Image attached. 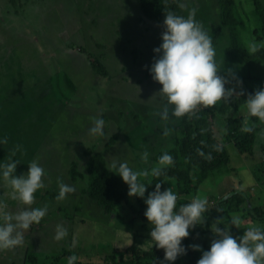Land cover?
<instances>
[{
	"label": "rangeland",
	"instance_id": "rangeland-1",
	"mask_svg": "<svg viewBox=\"0 0 264 264\" xmlns=\"http://www.w3.org/2000/svg\"><path fill=\"white\" fill-rule=\"evenodd\" d=\"M254 1L236 0V10L244 25L241 31V41L247 52L251 50L249 45L252 42L261 43L256 36L262 35L263 31L260 24H262L264 15L262 17L258 14ZM258 1L264 7V0ZM181 3L185 5L184 16H187L192 8L196 9V19L212 37L217 61L221 64L218 74L232 78L229 74V70H231L238 80L240 77H244L243 75L250 74L252 78H247L255 80L249 83L258 82L259 88L262 84L264 86V79H262L264 78V64L250 62L246 67L244 56L239 57L236 55L237 53L227 54L225 46L229 41L226 30H223L221 35L216 38L213 36L215 29L220 24L215 0H181ZM140 13L138 0H0V65L2 68L5 67L6 82L7 78L10 82L5 84V91L2 90L3 93H0V118L2 120L0 122V138L6 137L8 140L7 144L0 146V157L7 158L12 154L10 150L19 145L14 159L25 162V165L19 166L21 162L17 164L16 175L27 171L28 160L25 158L30 159V154L32 160L39 158L40 164L47 171V175L44 177L46 187L35 193L36 199L33 207L47 205L49 211L39 224H34L27 230L30 234L24 238V250L28 246L26 251H30L31 258L35 255L48 259L62 249H69L78 257L77 260L81 264H95L104 255V249L116 245L117 241L112 240V237L110 239L107 233V231L112 233L114 228H117L116 224L121 227L124 222L132 220L131 227L135 228L136 232L143 234L151 230L147 220L143 222L146 230L144 231V228L140 227V220L130 214L126 203L119 205L111 214L103 215L97 204L81 192L78 183L69 184L66 180L62 181L72 185L75 191L68 193L65 199L57 200L61 182H56L54 179L57 171L55 168L60 167V161L75 163L72 158H69L71 154H77V156H81V159H86L89 156L88 154L84 157L81 155L83 149L89 150V154L96 152L97 154H109L111 159L114 158L113 156L123 158L137 170L151 169V167H155L154 165H158L155 161L139 160L135 163L134 158H139L143 148L144 152L151 156L154 146V149L157 150L156 144L159 139L168 136L180 137L182 127L179 126L178 130H175V125L180 117H171L168 121L160 118L158 113L162 111L166 103L165 98L157 93L162 86L154 81L150 74L144 75L143 73V66H150L153 62L155 55L153 48L161 43V33L164 28L161 23L155 20L146 18V20L140 21ZM148 25L150 28L146 32L147 28L145 27ZM118 26L129 28L130 32H134L136 29L137 35L133 37L136 44L125 40L124 43H121L125 45L123 47L125 50H137V44L140 46L153 44V42L157 44L150 47L151 58L144 54V64L138 72L131 74L132 79L104 83L103 79L96 80L94 77L95 63L83 65L79 63V59L87 54V58L91 60L96 58V64L100 62L107 67V62L109 71H112L116 64L111 65V62H105L104 60L108 59V56L103 58L102 62L101 57H93L88 54L100 52L95 50L97 42L107 43L109 40L117 39L119 35H122L121 30H124V34L127 33V29H117ZM141 31L143 32L141 33ZM118 44H120V40ZM116 45L112 44L114 47ZM106 48L109 49L107 46ZM80 50L83 52H78ZM111 50L117 51L118 49ZM24 51L25 53H23ZM147 51L149 50L145 52ZM130 55L129 53L128 56ZM89 62L91 61L89 60ZM114 63L119 62L115 61ZM81 65L83 66L81 67ZM90 69L93 70V77L87 78L86 74L91 71ZM118 75L124 79L123 74ZM137 76H143V79L139 78L140 82H138ZM2 82L1 79L0 86ZM15 90L16 92L30 90L29 92L40 97V106L37 108L38 112L34 119L39 126L42 125L41 128H34L38 132L25 131L27 128L22 124H25L29 118L20 117L21 120L12 118L11 110L14 108L12 104L15 103V98L13 97L9 101L5 99L12 97ZM47 95L49 98L46 97ZM63 105L64 111L61 110ZM41 106L43 110H41ZM125 108L130 111L132 117L138 116L137 122L144 127L143 133L139 134L141 127L136 125L132 118L126 119ZM82 109L87 110L81 112ZM98 116H102L106 122L107 135L104 138L94 137L88 131L93 120ZM49 125V128H53L55 133L58 132L63 137L66 134L65 139L66 142L69 141L66 143L69 149L59 151L61 145H58L57 150L54 147L56 151H53V146L49 142L40 140L34 143ZM26 126H29V123ZM214 129L217 138L221 140L224 128L223 121L218 117L215 119ZM165 131H167V135L164 134ZM45 134L47 133L45 132ZM46 137L48 136L46 135ZM112 137L111 143H105ZM171 143L163 144L158 151L168 148L172 145ZM226 148L230 156L229 163L222 167L223 170L212 172L213 175L207 177L199 185L198 195L196 194L195 197H206L208 205H210L216 198L227 195L234 188L233 186L236 188L241 184L242 191L249 195L244 204L245 207L250 208L252 205H258L256 197L264 188L257 186L258 181L253 168L261 161L260 155H253L254 159H243L231 142L226 144ZM26 152L30 154H26ZM111 159L108 160V164L104 168L120 178L118 174L108 170ZM78 168L81 170L80 167ZM85 169L86 167H83L82 171ZM148 179L149 176L141 177L142 182ZM120 180L122 181L121 178ZM174 185V179L169 178L165 188L172 187L176 191ZM10 191L6 184H0V199L5 200L12 211H16L18 204L9 198ZM188 197L192 198L193 196L190 194ZM262 199L263 197L259 202ZM131 216L135 217L131 219ZM233 217H239L243 224L254 223L249 217V213L241 209L238 213L223 214L220 218L210 220L208 227L211 229L216 223H219L221 225L217 226L224 228L222 222L225 224ZM57 224H63L68 229V236L61 241L54 239ZM35 235L38 237L32 243L31 239ZM128 236L121 235L122 242L126 241ZM73 239L77 241L75 247H72ZM135 240L137 243L143 242L140 237H136ZM144 243L147 242L144 241ZM202 250L206 249L201 248L198 251L202 254ZM5 252L6 254L0 255V264H21V258L26 254L21 255L20 252L16 253L13 249ZM126 257L129 258V255L126 254ZM117 259H119V254ZM26 261V264H31L29 262L31 259L28 258ZM62 264H67V261Z\"/></svg>",
	"mask_w": 264,
	"mask_h": 264
},
{
	"label": "clouds",
	"instance_id": "clouds-1",
	"mask_svg": "<svg viewBox=\"0 0 264 264\" xmlns=\"http://www.w3.org/2000/svg\"><path fill=\"white\" fill-rule=\"evenodd\" d=\"M180 7L184 8L185 5L182 3ZM163 28L161 43L153 48V62L146 66L152 79L162 86L157 93L166 100L162 111L158 113L160 118L168 121L171 117L179 118L193 113L200 106L209 107L226 98L229 100L235 90L226 88L225 85L230 82L228 77L218 74L221 64L217 61L216 48L212 37L196 19V9L189 10L187 16L168 11ZM249 47L255 53L260 46L252 42ZM229 74L240 83L231 70ZM241 94L242 89L236 92V96ZM245 107L249 118L256 117L264 122V86L247 95ZM244 130L252 131L250 127ZM88 131L94 137H106V122L102 116L93 120ZM164 134L167 135V131ZM7 143L6 137L0 138V146ZM17 150L19 145L10 150L12 154L6 160H0V184L10 188L9 198L18 204V210L12 211L8 203L0 199V251L23 246L25 231L39 224L49 211L47 205L33 207L35 193L46 187V169L37 158L27 163L26 172L16 175L17 164L21 162L14 159ZM148 155L144 152L141 158L147 162ZM113 157L108 170L118 174L128 185L130 197H140L146 205L144 216L151 230L150 244L144 250H152L155 245L164 250L161 264L175 262L179 256L187 253L183 238L190 235L191 229L204 223L209 208L207 198L197 196L188 203L178 205L179 194L172 187L161 190L160 182H156L154 190L145 195L149 183L142 182L141 177L158 178L167 167L174 164L173 156L167 151L159 156L158 166L143 170L134 169L128 160ZM74 191L72 185L61 182L56 199L63 200ZM218 224L211 227L215 237L209 249L202 250L196 264H264V227L249 226L241 235L233 236L229 225L240 227L239 217L231 218L224 228L218 227ZM128 234L127 240L122 242L121 234L117 233V247L133 243L131 234ZM67 236L68 229L63 224H57L54 239L61 241ZM76 245L77 241L73 239L72 247ZM188 247L201 250L198 244ZM77 259L76 255H70L67 264H76Z\"/></svg>",
	"mask_w": 264,
	"mask_h": 264
},
{
	"label": "trees",
	"instance_id": "trees-1",
	"mask_svg": "<svg viewBox=\"0 0 264 264\" xmlns=\"http://www.w3.org/2000/svg\"><path fill=\"white\" fill-rule=\"evenodd\" d=\"M138 4L145 18L158 21L162 25L165 13L168 11L184 15L183 8L180 7L181 0H138ZM254 5L258 14L263 17L264 7L258 0L254 1ZM236 6V0H215L220 24L215 29L213 36L216 38L221 35L223 30H226L229 41L225 46L227 54L237 53L236 55L239 57L244 56L246 67L250 62L264 64V19L260 24L263 28L262 35L256 36L261 42L260 44L257 43L260 46L259 50L255 53L251 50L247 52L241 41V31L244 25L240 21ZM97 64H94L95 69L104 74V66L100 62ZM247 75L240 77V83L236 79L228 77L230 82L225 87L235 90L229 100L226 98L209 107L200 106L193 113L181 117L182 132L180 137L174 146L160 150L155 159L158 162L159 156L167 151L173 156L174 164L167 167L158 178L149 176V179L144 182L149 183L146 188V196L154 190L156 182L161 183V190H163L167 180L173 178L176 192L179 194L178 205L190 202L196 194L198 195L199 185L207 177H211L213 173L223 170L222 167L229 163L230 156L226 148L228 142L233 144L243 159H254L253 155H260L261 161L254 165L253 170L258 181L257 186L264 188V122L259 121L256 117L249 118L245 107L247 95L259 89L260 85H257L258 82L254 84L255 79H250L252 78L251 75ZM250 81L253 82L249 83ZM241 89L243 94L236 96V92H240ZM243 106L244 108H242ZM217 117L223 121L224 131L221 140L214 134ZM245 127H250L252 131H245ZM112 139L113 137L108 140L107 144L111 143ZM225 142L227 143L225 144ZM105 165V160L96 152L88 159L85 171L71 166L68 174H56L54 179L56 182L67 180L70 183L80 184L81 192L97 204L103 215L111 214L119 205L126 203L130 209V214L136 216L130 218H138L141 222L140 227L144 228L145 231L143 222H146L147 219L144 216L146 208L144 200L136 196L130 197L128 185L116 175L106 171ZM239 186L233 188L227 195L216 198L209 205L205 213L204 223L191 229L190 235L182 240V243L188 248L187 253L179 256L175 262H166V264H196L201 253L188 246L198 244L202 249H209L211 240L215 237V234L208 227L210 220L220 218L223 214L238 213L244 209L254 222L253 224H243L240 220V227L229 225V230L233 236L241 235L249 226L257 225L256 223L264 227V223H262L264 222V189L256 197L258 205L246 208L244 204L249 195L242 191L241 184ZM190 194L193 196L192 198L188 197ZM262 197L263 199L259 202ZM131 221L124 222L121 227L116 224L117 228H114L112 233L109 231L107 233L110 239L112 237V240H116L117 233L124 230L131 234L133 243L123 246L124 248H119L116 245L108 246L107 249H104V255L99 258L98 264H161L164 250L153 245L152 250L145 251L144 249L150 244V232L143 234L136 232V229L131 227ZM222 225L225 226L223 222ZM125 232L120 234L128 236L129 234ZM136 237H140L141 241L147 243H137ZM29 252H26V259L22 261V264H26L28 258L31 259L29 261L31 264H62L67 261L70 255H74L69 249H62L48 259H43L35 255L31 258ZM118 254L119 259H117ZM126 254L129 255V258L126 257ZM76 264L81 263L77 260Z\"/></svg>",
	"mask_w": 264,
	"mask_h": 264
},
{
	"label": "crops",
	"instance_id": "crops-1",
	"mask_svg": "<svg viewBox=\"0 0 264 264\" xmlns=\"http://www.w3.org/2000/svg\"><path fill=\"white\" fill-rule=\"evenodd\" d=\"M139 5V4H138ZM139 9H140V7H139ZM140 12H141V10H140ZM141 14V16L139 17V20L140 21H144V20H146V18L143 16V14H142V12L140 13ZM148 19V18H147ZM126 27V26H125ZM117 29L119 28H124V26H118V27H116ZM145 28H147V30H146V32H148L149 31V28H150V26L148 25V26H146ZM124 29H129V28H124ZM94 32V31H93ZM92 32V33H93ZM136 32V29H134V32H130L129 30L127 31V33H125L124 34V30H121V33H122V35H119L118 36V38L117 39H114V40H109V41H107V43L106 42H104V43H101V42H97L96 43V48H95V50L97 49V50H99L100 52L99 53H95V52H93V53H89L88 55L89 56H93V57H101L102 58V62H103V58H106V56H108L109 58L108 59H105L104 61L106 62V61H109V62H111V65L112 64H116L115 66H113V70L112 71H109V67H108V64H107V62H106V65H107V67L105 66V65H103L104 66V74H102L101 72H98L97 70H95V68H94V77L96 78V80H99V79H103L104 80V83H106V82H116V81H125V80H127V79H132L131 78V74L132 73H134V72H138L139 71V69H140V67L141 66H143V64H144V60H145V57H144V54H145V56H147V57H149V58H151V54H152V51H151V49H150V47L152 48L153 46H154V44H157V43H155V42H153V44H143V46H140V45H138L137 44V50L135 49H133V50H131V51H129V50H125V49H123V47H125V45H122L121 43L123 42L124 43V41L126 40V42H133V43H135L136 44V42H135V39L133 38L134 36H136L137 34L135 33ZM143 31H141V33H142ZM148 34V33H147ZM117 40V41H116ZM119 40H120V44H118L119 43ZM112 44H117L116 45V47H114V46H112ZM106 46L107 47H109V49L108 48H106ZM111 46H112V48H111ZM80 47V46H79ZM111 49H118L117 51H113V50H111ZM96 50V51H97ZM146 50H149V51H147V52H145ZM47 51V50H46ZM140 51V52H139ZM78 52H83V51H78ZM2 53V52H1ZM23 53H25V51L23 52ZM75 53V52H74ZM73 53V54H74ZM131 54L130 56H128V54ZM79 56V55H78ZM46 57V56H45ZM1 58V57H0ZM89 60L91 61V62H89ZM119 62V63H114V62ZM92 62H95L96 63V58L95 59H90V58H87V54L86 55H84L83 57H81L80 59H79V63H82L83 65L84 64H87V63H92ZM83 65H81V67L83 66ZM115 67V68H114ZM91 70V69H90ZM116 73H117V75H116ZM143 73H144V75H148V74H150L149 73V71L147 70V67H144L143 66ZM118 74H123V77H124V79H121V77H120V75H118ZM0 76H1V78H0V81H1V79H2V85L0 86V93H3V91L2 90H4V88H5V86L7 85V82L8 83H10L9 82V80H8V78H7V82H6V78L4 77L5 76V67H3L2 68V66L0 65ZM86 76H87V78H90L91 76L93 77V70H91V71H89L87 74H86ZM139 78H142L143 79V76H141V77H139V76H137V81L138 82H140V80H138ZM6 84V85H5ZM106 86V85H105ZM106 88H107V86H106ZM16 90H17V88H16ZM16 90L13 92L14 93V95H12V97H7L5 100H7V101H9V100H11L13 97L15 98V103H13L12 105H13V110H11L12 112H13V116H12V118L13 119H20L21 120V118H24V119H28L26 122H25V124H22V125H24L23 127H25V128H27V129H25V131L26 132H30V130H33V133H35V131L36 132H38V130H34V128H41L42 127V125L41 126H39L38 125V123H37V121L36 120H34L35 119V116H36V114H37V108L40 106V97H38V96H36L34 93H32V92H29L30 90H21V91H19V92H16ZM5 91V90H4ZM5 95H7V93H5ZM23 97V98H22ZM46 97H48L49 98V96L47 95ZM50 100V99H49ZM50 102H52V101H50ZM41 104H42V102H41ZM63 109H61L62 111H64L65 109H64V105H63V107H62ZM41 110H43V107L41 106ZM87 109H82L81 110V112H85ZM89 111V110H88ZM124 113L126 114V119L128 120V118H132L133 120H134V123L136 124V125H138V126H140L141 127V129H140V133L139 134H141V133H143L142 131H143V129H144V127L142 126V124H139V122H137L138 120V116L136 117H132L131 115H130V111L129 110H126V108H125V111H124ZM21 117V118H20ZM5 119H6V117H4ZM16 119V120H17ZM2 120H1V118H0V122H1ZM53 121V120H52ZM28 123H29V126H26V125H28ZM1 124V123H0ZM47 124H48V122H47ZM47 124H45V125H47ZM179 126H181V117H180V119L178 120V122L176 123V125H175V130H178L177 128H179ZM50 127V125L48 126V127H46V129H45V132L47 133V134H45V132H44V130L42 131V134H41V138L39 137L38 138V140L37 141H35L34 143H37L38 141H40V140H43L44 142H49V143H51V145L53 146V148H52V150L53 151H56L57 150V148H58V145H61V147H60V149H58L59 151L60 150H62V151H64V149H69L68 148V144H66V143H69V141L68 142H66V139H65V135H64V137L62 136V135H59V133L58 132H54V129L53 128H49ZM54 127V126H53ZM222 133H223V131H222ZM221 133V134H222ZM113 134H115V133H113ZM214 134H215V136L217 137V134H216V132H215V129H214ZM46 135L48 136V137H46ZM177 135V134H176ZM62 136V137H61ZM25 137H26V135H25ZM178 140V138L177 137H173V136H168L167 138H162V139H159L158 141H157V144H156V148H157V150H155L154 149V147L152 148V151H153V154L150 156V155H148V160L147 161H149V160H152V162L153 161H155L156 162V156L158 155V152H160V150L158 151V149L159 148H162L161 146L163 145V144H170L171 142V147L172 146H174L175 145V143H176V141ZM54 142V143H53ZM56 142V143H55ZM108 142V140L105 142V143H107ZM166 142V143H165ZM55 144H57V146H55ZM155 144V143H154ZM166 146V145H165ZM54 147L56 148V150H54ZM168 147H170V146H168ZM131 149H133V148H131ZM161 150H163V149H161ZM89 152V150H86V149H83V151L81 152V155L84 157L86 154H88L89 156H87V158L85 159V161H84V159H81V156H77V154H71L70 156H69V158L71 159L72 158V160L75 162V163H69V162H64V160L61 162L60 161V167H57V168H55L57 171H56V174H64V175H66V174H68V170L71 168L70 166H75V167H80L81 168V170L83 169V167H86V165H87V163H88V159L90 158V156L92 155V154H89L88 153ZM58 154H59V152H57ZM144 153V148L142 149V152L139 154V158L138 157H136V158H134L135 160H134V162L136 163V162H138L139 160H142V161H144L141 157H142V154ZM26 154H30V153H27L26 152ZM101 156H102V158L105 160V163L106 164H108V160L109 159H111L110 158V156H109V154H100ZM152 157V158H151ZM64 158V157H63ZM2 159H4V160H6L7 158H3V157H0V160H2ZM26 160H28V163H30L31 161H32V159H31V154H30V159H28V158H25ZM117 159H120V160H124L123 158H117ZM145 162V161H144ZM157 164H158V162H156ZM22 165H25V162H21L20 164H19V166H22ZM154 166H156V165H154ZM158 166V165H157ZM66 182L67 183H69V184H75L74 182H68L67 180H66ZM234 188H235V186H233ZM86 196V195H85ZM87 197V196H86ZM44 233V232H43ZM27 234H30L28 231H26L25 233H24V238H25V236L27 235ZM40 234H42V233H40ZM36 237H38L37 235H35V236H33L32 237V243H33V241L36 239ZM28 249V246H26L25 247V250H24V246H21V247H17V248H15V249H13V250H15L16 251V253H19L20 252V254L21 255H23L24 253H26L27 250ZM24 250V251H23ZM6 250H3V251H0V255H4V254H6V252H5ZM23 251V252H22ZM26 254H24L23 255V257L21 258V260L22 261H24L25 259H26V256H25ZM20 260V261H21ZM22 261L20 262L21 264H22Z\"/></svg>",
	"mask_w": 264,
	"mask_h": 264
}]
</instances>
